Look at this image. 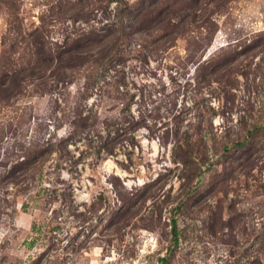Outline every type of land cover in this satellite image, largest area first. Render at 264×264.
Here are the masks:
<instances>
[{"label":"rangeland","instance_id":"374dc122","mask_svg":"<svg viewBox=\"0 0 264 264\" xmlns=\"http://www.w3.org/2000/svg\"><path fill=\"white\" fill-rule=\"evenodd\" d=\"M0 264H264V0H0Z\"/></svg>","mask_w":264,"mask_h":264},{"label":"trees","instance_id":"16d2710c","mask_svg":"<svg viewBox=\"0 0 264 264\" xmlns=\"http://www.w3.org/2000/svg\"><path fill=\"white\" fill-rule=\"evenodd\" d=\"M179 243L178 239V231H177V222L173 219V241H172V249H174Z\"/></svg>","mask_w":264,"mask_h":264}]
</instances>
